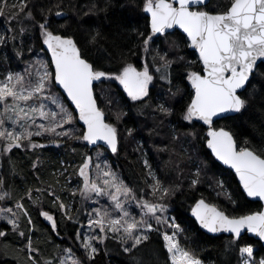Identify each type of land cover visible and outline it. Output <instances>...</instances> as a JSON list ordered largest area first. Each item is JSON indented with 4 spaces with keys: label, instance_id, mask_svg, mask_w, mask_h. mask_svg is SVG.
<instances>
[{
    "label": "snow or ice",
    "instance_id": "1",
    "mask_svg": "<svg viewBox=\"0 0 264 264\" xmlns=\"http://www.w3.org/2000/svg\"><path fill=\"white\" fill-rule=\"evenodd\" d=\"M27 7L28 0H18L11 5L8 0H0V16H5L7 10L11 20L20 22L18 30L9 27L0 33V46L9 41L15 44L18 36L22 37L27 31L24 27V20H27L38 26L43 44L51 54L50 63L36 60L21 72L7 71L0 78V156L11 153L13 149L48 147L34 137H44L56 147L70 140L93 146L96 162L91 155L83 156L77 168L82 186L72 190L71 195H79L82 206L85 201L94 198L99 205L103 197L110 204L90 207L85 225L81 224L79 213L74 216L71 204L65 203L51 185L44 189L27 190V200L39 215L50 222L52 230L57 229V218L50 211L43 210L45 196L51 198L52 207L61 213V219L86 228L83 233L76 231L74 239L79 241L78 248L83 250L88 261H94L99 254L97 245L105 244L110 238L118 240L125 252L132 253L156 234L157 237L162 236L168 258L166 264H204L194 251L181 243L182 239L187 241L186 230L176 222L175 217L168 215L166 200L178 190L179 185H165L144 153L141 163L146 169L144 183L147 189L130 187L103 159L104 151L118 153L121 137L117 123L127 113L121 109L106 115L105 107L112 104V98L98 95L94 84L118 82L131 105L141 114L145 109H152L167 118L174 115L169 101L182 91L176 81H184L188 85L187 90H183L187 102L179 123L199 121L207 126V148L235 170L247 197L264 200V144L254 148L244 141V146H240L231 130L216 126L220 119H233L247 111L252 99L248 90L253 87L256 73L264 69V0H227L223 7L213 6L212 0H142L141 10L146 14L148 23L145 31H136L138 47L143 55L140 66L126 60L116 64L110 56L90 61L74 37L51 30L48 20L51 9L41 10L43 21L40 22L31 10L25 12ZM21 13L24 14L22 19ZM55 15L63 13L57 11ZM178 30H182L183 46L198 53L195 60H187L183 55L171 59L169 51L158 46V42L169 41ZM99 37V31L95 32L90 43L96 44ZM170 43L174 49L181 48L176 41ZM16 54L22 57V49H16ZM105 59L110 66L102 63ZM178 62L183 72L174 71L173 65ZM161 81L168 86V99L163 98V92L156 91V84ZM55 88L62 89L66 96L54 92ZM154 92L163 100H157L155 107ZM66 100L74 105V109L67 106ZM113 115L117 123L110 122ZM77 122H82L83 127H77ZM178 126L172 128L173 140L180 139L176 130ZM133 131L128 129L127 135L131 136ZM185 135L194 140L197 133ZM167 150V147L158 149ZM137 151H141L139 145ZM39 164L37 158L32 167L36 168ZM200 176L201 167H197L192 174L190 188L201 183ZM216 187L224 190L223 181L218 180ZM215 194L219 197L221 192ZM224 194L235 205L231 194L226 191ZM25 197L14 200L12 192L0 179V201H13L11 207L0 206V221L11 226V233L24 239L21 251L26 253L29 264H85L71 247L61 249L52 257L37 258L41 249L33 246L35 225L23 202ZM133 205L139 209L138 215ZM190 211L199 226L208 233L232 234L225 246V255L236 252L237 264H264V258L257 260L254 257L252 245L239 243L245 231L264 240V211L229 215L203 197L194 201ZM22 221L29 226L27 234L21 228ZM9 231L0 228V237L7 238ZM225 264L230 262L226 260Z\"/></svg>",
    "mask_w": 264,
    "mask_h": 264
},
{
    "label": "trees",
    "instance_id": "2",
    "mask_svg": "<svg viewBox=\"0 0 264 264\" xmlns=\"http://www.w3.org/2000/svg\"><path fill=\"white\" fill-rule=\"evenodd\" d=\"M13 2L18 3V0L10 2L8 0L9 5ZM212 3L213 6L223 7L227 4V0H212ZM57 5H59L58 8ZM42 9L45 11L51 9L48 15L51 30L61 35L74 37L82 51L87 53L90 61H95L101 56H110L116 64L125 60L137 66L142 64L143 55L136 38V31H145L148 23L146 14L141 10L142 0H28L25 12L31 10L36 20L42 22ZM57 11H61L63 15H55ZM23 15L21 13V19ZM9 27L18 30L20 22L11 20L6 10L5 16H0V33L5 32ZM24 27L27 31L22 37L18 36L15 44L9 41L4 46H0V74L10 67L18 70L27 67L31 62L48 57L43 48V37L38 26L24 20ZM97 31L100 37L96 44H92L90 43L91 36ZM8 34L11 35L10 32ZM21 39L23 44H21ZM171 41L180 43L181 48H172ZM182 42V32L178 30L169 38V41L158 42V46L162 50H168L171 59H175L176 55H183L187 60H195L197 53L183 46ZM18 48L23 51L22 57L16 54ZM102 63L110 66L107 59ZM173 69L176 72L184 71L179 67V62L173 65ZM261 72H264V69L256 73L253 87L248 90L252 94V99L247 111L242 115H236L233 119H222L216 122L217 127L231 130L240 146H244V141H248V146L254 148H260L264 144V75H261ZM176 84L182 91L169 101L174 108V115L167 118L154 113L152 109H145L141 114L136 107L131 105L130 99L127 98L118 82L95 85L98 95L101 94L100 90L103 88L104 95L112 98V104L107 107L101 104V107H105L106 115L121 109L127 113L118 123L115 116H112L110 122L117 123L119 128L120 149L116 154L104 151L103 159L111 164L121 179L130 187L147 189L144 183L146 169L141 163L142 153L146 154L153 170L165 185L173 187L179 185L178 190L167 198L166 203L169 206L168 215L175 217L176 222L186 230L187 241L182 239L181 243L194 251L204 261V264H225L226 260L230 264H237L236 252L225 255V246L232 236L207 234L192 218L190 208L194 205V201L201 197L217 204L229 215L260 211L262 204L249 199L242 190L236 175L216 161L206 146L207 128L204 125L196 121L191 124L189 122L179 123L181 112L187 102L183 90H187L188 85L179 79ZM167 88L168 86L163 81L156 84V91L163 92L164 99H168ZM173 91H176V88H173ZM153 95V107L157 100L163 102L155 95V92ZM65 102L71 106L67 100ZM177 124L179 126L176 130L180 139L173 140L172 128ZM77 127H81L78 122ZM128 129H134L131 136L127 135ZM190 132L197 133L194 140L185 135ZM34 139L39 143L47 144L48 147L37 150L13 149L11 153H4L0 156V179L4 180L5 188L12 192L15 200L25 197L29 189H44L51 185L65 203L71 204L72 214L76 216L79 213L78 218L81 224L85 223L88 205L85 202L82 206L79 195H71L72 190L82 186V178L76 174L75 170L73 177H68L71 171L64 172V169L67 167L69 170L75 165L77 168V165L82 163L85 154L94 156L95 163V150L74 140L56 147L42 137H34ZM138 145L141 151H137ZM164 147L168 150L158 151ZM73 148L76 149L75 152L72 151ZM37 158L40 164L33 168L32 165ZM197 167H201V183L195 188H190V180ZM218 180L223 181L224 190L216 187ZM217 191L221 192L219 197L215 194ZM225 191L231 194L232 200L236 202L235 205L226 199ZM34 195H36L35 192ZM23 202L28 207L35 225L32 235L33 246L41 249L38 259L41 256L52 257L61 249L71 247L76 255L85 261V264H166L168 260L162 236L157 237L153 234L148 242L132 253L125 252L124 246L118 240L110 238L105 244L97 245L100 249L99 254L94 261H88L83 250L78 248L79 241L74 239V233L81 232L82 228L74 225L72 221L61 219V213L52 207L49 196L44 197L43 210L50 211L56 216V230L51 229L50 222L39 215L37 209L26 197ZM0 203L2 206L11 207L13 201H0ZM0 228L9 231L11 226L0 221ZM21 228L26 234L28 233L29 226L26 221H22ZM56 232H59V235H56ZM24 243L23 238L10 231L7 238L0 237V264H29L26 253L21 251ZM239 243L252 245L254 257L257 260L264 258V245L258 239L244 234Z\"/></svg>",
    "mask_w": 264,
    "mask_h": 264
},
{
    "label": "rangeland",
    "instance_id": "3",
    "mask_svg": "<svg viewBox=\"0 0 264 264\" xmlns=\"http://www.w3.org/2000/svg\"><path fill=\"white\" fill-rule=\"evenodd\" d=\"M10 1H14V0H9V2ZM44 48V47H43ZM44 51L46 52V50L44 49ZM47 53V52H46ZM48 55V54H47ZM41 60H43V61H48L49 63H50V57H49V55H48V57L47 58H45V59H41ZM28 66H29V64H28ZM24 68L25 67H22V68H20V69H18V70H15V68H13V67H10L9 69H7L3 74H5L7 71H13V72H21V71H23L24 70ZM3 74H0V78H2V76H3ZM103 88H101V90H100V92H101V94H105L104 92H103V90H102ZM53 91L54 92H56V93H58V94H60L61 96H63V94H62V92L58 89V88H55V89H53ZM68 103V102H67ZM67 106L69 107V108H71V109H73L71 106H69L68 104H67ZM79 124V123H78ZM80 125V124H79ZM81 126V125H80ZM42 138H44V137H42ZM45 139V138H44ZM45 140H48V139H45ZM49 141V140H48ZM69 142H71V140L69 141ZM95 152V151H94ZM96 153H94V155H95ZM93 158H94V156H93ZM77 164V163H76ZM67 168V167H66ZM77 168H78V165H77ZM77 168H76V165H75V167L74 166H72L69 170L67 169V171H71L67 176L68 177H73V175H74V170L76 171V174L78 175V172H77ZM67 171H64V172H67ZM92 171L93 172H95V169L93 168L92 169ZM117 172V171H116ZM118 173V172H117ZM86 202V204L88 205V208L86 207V211H88V210H90V207H98V206H100V205H107V204H110V201H108L107 200V198L106 197H103V198H100V204L99 205H97L96 203H95V198L93 199V200H88V201H85ZM84 202V203H85ZM0 206H2V203H0ZM133 208H134V211H135V214H139V209L138 208H136L135 207V205H133ZM87 219V218H86ZM86 223H87V220H86V222L85 223H82V224H85L86 225ZM85 231H87V229L86 228H82V230H81V233H83V232H85Z\"/></svg>",
    "mask_w": 264,
    "mask_h": 264
},
{
    "label": "water",
    "instance_id": "4",
    "mask_svg": "<svg viewBox=\"0 0 264 264\" xmlns=\"http://www.w3.org/2000/svg\"><path fill=\"white\" fill-rule=\"evenodd\" d=\"M179 31H181L182 32V30H179ZM43 47H44V49L46 50V52H47V54L49 55V57H50V52H48L47 51V46L46 45H44L43 44ZM197 53V52H196ZM198 54V53H197ZM97 84V83H96ZM96 84H94V89H95V85ZM58 89H60V88H58ZM60 91L62 92V89H60ZM62 94L64 95V96H66V94H64L63 92H62ZM68 103L71 105V107L74 109V105H72L71 103H70V101H68ZM220 120H222V119H220ZM219 121V120H218ZM196 122H199V121H196ZM80 125H81V127H83V123L82 122H78ZM199 123H201L202 125H203V123L202 122H199ZM205 126V125H204ZM206 128H207V126H205ZM89 148L92 150V149H94L93 148V146H90L89 145ZM209 151L211 152V150L209 149ZM212 153V152H211ZM212 155L214 156V158L216 159V161H218L222 166H224V167H226V168H228V169H230L234 174H235V170L234 169H232L230 166H228V165H225L222 161H220L218 158H216L215 157V155H214V153H212ZM236 175V174H235ZM236 177H237V179H238V181H239V178H238V176L236 175ZM241 185V184H240ZM241 187H242V185H241ZM243 190V189H242ZM245 193V192H244ZM246 194V193H245ZM249 199H251V200H255V201H259V202H261V204H262V210L261 211H264V200H260L259 198H253V197H248ZM191 214V213H190ZM192 216V215H191ZM192 218L195 220V218L192 216ZM197 224H198V222H197ZM199 225V224H198ZM200 227V226H199ZM200 229L201 230H203L204 232H206L207 234H209V235H214V236H216V235H227V236H232V234H229V233H208L207 232V230H205V229H202L201 227H200ZM244 234H248L249 236H252V237H254V238H256V239H258L259 241H261V243L264 245V240H261L258 236H256V234H254V233H249V232H247V231H245L244 233H242V235H244Z\"/></svg>",
    "mask_w": 264,
    "mask_h": 264
},
{
    "label": "bare ground",
    "instance_id": "5",
    "mask_svg": "<svg viewBox=\"0 0 264 264\" xmlns=\"http://www.w3.org/2000/svg\"><path fill=\"white\" fill-rule=\"evenodd\" d=\"M261 210H262V209H261ZM261 210H260V211H261Z\"/></svg>",
    "mask_w": 264,
    "mask_h": 264
}]
</instances>
